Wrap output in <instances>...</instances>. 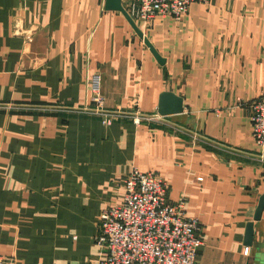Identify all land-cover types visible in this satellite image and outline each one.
<instances>
[{"label":"crops","instance_id":"0c3cea01","mask_svg":"<svg viewBox=\"0 0 264 264\" xmlns=\"http://www.w3.org/2000/svg\"><path fill=\"white\" fill-rule=\"evenodd\" d=\"M166 91L183 111L159 118ZM263 95L264 0L194 2L181 21L150 22L125 0H0L6 264H98L100 215L133 168L160 175L199 217V264H264V148L247 106Z\"/></svg>","mask_w":264,"mask_h":264},{"label":"built area","instance_id":"2783aa9c","mask_svg":"<svg viewBox=\"0 0 264 264\" xmlns=\"http://www.w3.org/2000/svg\"><path fill=\"white\" fill-rule=\"evenodd\" d=\"M125 1L128 13L135 20L150 22L167 17L181 21L192 3L207 0ZM90 89L92 101L102 107L99 75L92 78ZM247 106L253 139L264 148V95ZM102 122L111 124L112 115L105 114ZM122 184L123 198L100 215L94 241L106 255L98 264H199L198 256L204 244L201 221L186 214L184 201H170L167 184L161 176L133 168ZM248 251L246 247L245 254ZM0 264H6L1 254Z\"/></svg>","mask_w":264,"mask_h":264},{"label":"water","instance_id":"95a60500","mask_svg":"<svg viewBox=\"0 0 264 264\" xmlns=\"http://www.w3.org/2000/svg\"><path fill=\"white\" fill-rule=\"evenodd\" d=\"M183 111V98L173 92L166 91L160 96L158 112L160 116L178 114ZM264 212V194L259 199V203L254 215V220H260ZM254 242V222L247 224L245 244L252 245Z\"/></svg>","mask_w":264,"mask_h":264},{"label":"rangeland","instance_id":"374dc122","mask_svg":"<svg viewBox=\"0 0 264 264\" xmlns=\"http://www.w3.org/2000/svg\"><path fill=\"white\" fill-rule=\"evenodd\" d=\"M90 91H91V89H90ZM93 102V101H92ZM94 104H96L95 102H94ZM88 107V109H90V108H94V109H96L97 107L96 106H90V105H88L87 106ZM103 107V106H102ZM101 108V107H100ZM83 111H92V110H83ZM92 112H94V111H92ZM98 113H100V112H98ZM95 114V113H94ZM95 115H99L100 116V114H95ZM117 114L115 113L114 114V116H112V122L114 121V120H116L118 117H120V116H116Z\"/></svg>","mask_w":264,"mask_h":264}]
</instances>
